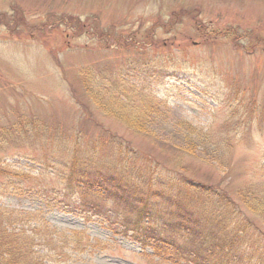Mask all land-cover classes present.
Here are the masks:
<instances>
[{
	"label": "rangeland",
	"instance_id": "obj_1",
	"mask_svg": "<svg viewBox=\"0 0 264 264\" xmlns=\"http://www.w3.org/2000/svg\"><path fill=\"white\" fill-rule=\"evenodd\" d=\"M0 19L7 23L0 25V205L39 210L54 228L84 230L78 246L88 243L84 252L50 264L175 262L174 254L158 255L143 238L123 233L135 219L139 222L143 208L138 204L99 195L94 207L63 194L46 200L36 195L47 183L62 189L65 165L74 159H90L94 169L110 171L112 160L124 162L118 145L124 141L138 155V172L153 166L161 174L181 171L204 183L230 181L233 190L252 175L261 178L264 0H0ZM88 63L119 70L129 82L166 99L170 117L218 136H249L228 148L229 174L202 153L187 154L160 142L165 129L139 132L88 104L78 72ZM20 121L21 126L13 125ZM151 203L145 223L162 231L177 222L186 226L176 220V207ZM176 237L184 240L185 233ZM257 240L262 242L256 246H263L264 234ZM251 242L239 245L242 261L264 257ZM179 264L192 263L182 259Z\"/></svg>",
	"mask_w": 264,
	"mask_h": 264
},
{
	"label": "trees",
	"instance_id": "obj_2",
	"mask_svg": "<svg viewBox=\"0 0 264 264\" xmlns=\"http://www.w3.org/2000/svg\"><path fill=\"white\" fill-rule=\"evenodd\" d=\"M2 22L0 19V25L7 24ZM127 38L122 39L126 41ZM130 43L136 44V41L131 39ZM96 68L88 63L78 70L88 104L105 116L116 118L139 132H146L153 126L165 129L167 134L158 138L160 142L187 154L202 153L210 163L225 168L223 175L229 174L225 167L230 152L228 148L233 147L235 139H248L249 136H218L189 120L170 117L166 99L155 96L143 85L129 82L127 76L119 70H108L100 66ZM27 124L25 129L29 128ZM13 125L19 127L22 123L20 121ZM38 129L41 130L40 126ZM118 145L123 151L121 161L124 159V162L112 160L108 164L110 171L109 168L94 169L90 159L80 163L74 159L65 165L62 189L47 183V186L37 191L34 189L36 195L46 200L51 195L63 194L69 199L84 200V205L92 203L94 207V198L99 195L138 204L143 208L139 222L135 219V224L127 225L123 233L136 241L141 242L143 238L144 244L154 246L158 255H161V251L174 254V264H179L182 259L192 264H264V257L255 256L242 261L239 253V245L249 239L254 240L251 246L264 254V245L256 246L262 242L257 238L264 234V167L259 162L256 169L262 172L261 178L254 180L256 175H252L250 180L242 181L233 190L230 181L228 184L224 180L215 184L204 183L188 178L181 171L177 174H161L154 171L153 166L138 172L136 152L127 148L128 142L122 141ZM126 149H129L128 155ZM149 162L153 163V160ZM113 164L115 166L111 167ZM103 190L105 194H102ZM153 201H157L154 206L165 203L176 207L180 212L176 213V220L185 222L186 226L177 222L171 225V230L162 231L161 228L145 223L144 219L151 217L149 208ZM41 215L39 210L28 212L0 205V264H50L59 261L62 256H72L73 253L78 254L87 249L88 243L78 246L84 240V230H59ZM154 231L157 234L155 237ZM179 232L185 233L184 240L177 239L176 234ZM205 235L212 236L210 240L217 244L207 242ZM201 236L206 237L201 242L205 248L198 243ZM59 237L64 241L62 246L57 244L61 240ZM217 238L229 240L230 245L228 242H218ZM70 242L73 246L66 250Z\"/></svg>",
	"mask_w": 264,
	"mask_h": 264
}]
</instances>
